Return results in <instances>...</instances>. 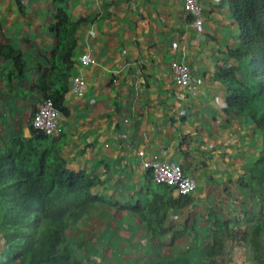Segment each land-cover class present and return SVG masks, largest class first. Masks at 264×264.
<instances>
[{"label":"crops","instance_id":"1","mask_svg":"<svg viewBox=\"0 0 264 264\" xmlns=\"http://www.w3.org/2000/svg\"><path fill=\"white\" fill-rule=\"evenodd\" d=\"M198 1L203 22L192 27L184 0H68L73 19L84 21L49 144L71 168L98 178L93 190L105 200L67 229L71 250L90 264L196 262L213 241L214 216L260 217L237 178L258 157L262 132L247 116L225 110L227 85L215 77L218 66L239 62L230 51L240 46V25L228 0ZM52 20V0H0V44L24 61L19 74L12 58L0 56V146L32 135L43 98L37 79L57 42ZM86 50L95 61L84 65L79 54ZM172 61L190 65L189 86L176 81ZM73 76L84 79L82 94L71 90ZM150 159L178 161L196 182L183 206L170 210L162 234H150L120 207L149 184ZM228 249L220 264H257L250 249Z\"/></svg>","mask_w":264,"mask_h":264},{"label":"trees","instance_id":"2","mask_svg":"<svg viewBox=\"0 0 264 264\" xmlns=\"http://www.w3.org/2000/svg\"><path fill=\"white\" fill-rule=\"evenodd\" d=\"M228 2L240 25V46L230 51L239 62L218 66L215 77L227 85L225 110L247 116L262 132L258 157L237 178L239 187L248 188L257 202L260 217L247 222L214 216L209 222L213 241L201 260L174 257L165 264H220L218 255L226 245L229 254L248 248L257 264H264V0ZM52 4L48 29L56 33L57 42L37 87L64 111L75 33L84 19H73L68 0H52ZM0 56L12 58L23 73L18 50L0 44ZM31 129L30 137L14 136L0 146V264H90L88 256L77 257L71 250L67 229L80 221L86 208L105 200L93 190L98 178L71 168L59 149L49 144L51 134L32 124ZM147 181L134 203L120 207L134 213L150 234H162L170 210L183 206L189 195L174 197V187L155 180L151 169Z\"/></svg>","mask_w":264,"mask_h":264},{"label":"built area","instance_id":"3","mask_svg":"<svg viewBox=\"0 0 264 264\" xmlns=\"http://www.w3.org/2000/svg\"><path fill=\"white\" fill-rule=\"evenodd\" d=\"M184 10L189 15V25L198 27L203 22L202 10L198 0H184ZM79 60L87 65L95 61L91 53L86 50L80 53ZM171 69L176 81L183 86H189L195 79L189 64L180 61H172ZM71 90L76 94H82L85 88V81L80 76H73L71 79ZM59 110L50 97L43 96L42 101L34 112L31 124L46 134H52L57 126ZM143 154V151H140ZM146 168L151 169L153 178L165 182L174 187L178 194L189 195L195 190V179L187 174L178 161H166L150 159L144 162Z\"/></svg>","mask_w":264,"mask_h":264},{"label":"clouds","instance_id":"4","mask_svg":"<svg viewBox=\"0 0 264 264\" xmlns=\"http://www.w3.org/2000/svg\"><path fill=\"white\" fill-rule=\"evenodd\" d=\"M203 17V16H202ZM82 53V52H81ZM80 55V54H79Z\"/></svg>","mask_w":264,"mask_h":264}]
</instances>
